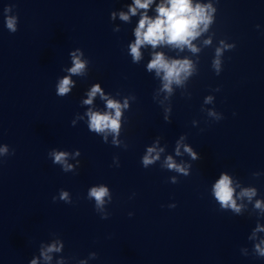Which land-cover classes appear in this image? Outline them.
I'll return each instance as SVG.
<instances>
[{"label":"clouds","instance_id":"clouds-1","mask_svg":"<svg viewBox=\"0 0 264 264\" xmlns=\"http://www.w3.org/2000/svg\"><path fill=\"white\" fill-rule=\"evenodd\" d=\"M155 0H132V3L128 5L127 12H119V19L124 22H129L130 17L137 16L139 13V20L134 28V42L129 43L128 50L131 60L134 64H139L143 59L144 49H151L150 60L146 65V71L148 73H154L155 77L160 80L159 93H165V100H168L172 96L174 86L176 88H185L188 80L194 75L198 74V60L193 61L188 57L174 58L166 55L163 51H156L157 48L167 47L173 51L178 50L184 52L186 49L193 55H197L201 52V47H198L195 41L198 38L205 36L210 32L213 24L215 23V13L217 8L213 6V3H201L194 2V0H160L155 7V16H150L148 10L153 5ZM218 0H216V3ZM13 6H7L4 8L5 14V26L10 33H15L18 30V16L8 15L12 11ZM117 13H111V19H116ZM259 27V25H257ZM118 32L119 29H114ZM215 32L211 35H207V38L201 41L203 47H211ZM235 43L229 44L225 40L221 39L218 42V46L214 48V55L211 61V68L217 76L222 72L223 57L226 51L235 49ZM72 67L66 71L69 75L64 76L58 81L57 95L64 97L69 94L72 88L75 86L71 76L84 77L87 75V66L89 60L82 58L84 52L80 49L70 53ZM214 91H220L219 88ZM99 98L105 103V110H97L93 106L95 98ZM190 96V94H189ZM155 96L153 99L155 100ZM135 101L136 96L130 95L123 98V102L113 98L111 95H106L100 84L97 83L90 88L87 92V99L82 101L83 105L92 106L89 107L85 113L86 124L92 133L102 137L104 143L108 142V137L112 136V145L119 147L121 141L118 139L121 131L122 116L125 111L129 109V102ZM212 96L205 98L204 103H211ZM161 104L164 101H160ZM171 111L170 108L165 109V121L170 122L167 113ZM208 115L215 117L217 120L222 119L215 111L209 110ZM84 119V117H78ZM195 123V122H194ZM73 126L75 121L72 122ZM185 137L182 135L179 140L176 141L175 155L180 156L181 148L183 147L184 153H188L193 160L199 159V155L187 144L184 143ZM127 148V145H124ZM165 149L159 147V139L153 144V146L146 149L145 154L141 158V163L144 168H149L160 161L161 154ZM14 155V150H10L9 146L5 144L0 147V156ZM80 152L77 150L74 153L67 151H60L52 149L48 152L49 158L53 164L59 165L64 172H74V165L68 161L70 158L79 156ZM116 166H119V158H113ZM79 163V162H77ZM163 169L177 174L188 176L190 165H186L183 162L177 163L172 155H168L163 160L161 165ZM261 173L254 172L252 176L254 178L259 177ZM172 184L178 183L176 176H172L170 179ZM212 196L218 203L222 211H231L234 215L241 216L246 213L248 205L252 206L254 212L257 213V220L255 227L251 230V234L247 239L252 242L251 253L246 249H241V254L244 256L252 255L256 258L264 259V236H260V233H264V224L260 222L264 218V199H256L258 196V189L255 186L243 187L241 181L237 178L234 179L232 175L222 172L219 178L215 180L211 188ZM57 199L65 203L71 204L72 197L68 191L61 189L59 196H53L52 200L55 202ZM87 199L94 201V209L100 215L101 219H108L110 213L106 210V204H111L113 196L109 191V188L104 185L92 186L87 192ZM239 201V203H238ZM170 208L176 207L175 204L168 205ZM133 213H129L132 216ZM64 249V242L61 239H56L49 244H42L40 246V258L43 259L44 264H52L53 254L62 253ZM97 253H89V259H96ZM30 264H38V259H32ZM55 264H67L66 259L63 256L56 259ZM77 264H87V260H78Z\"/></svg>","mask_w":264,"mask_h":264}]
</instances>
